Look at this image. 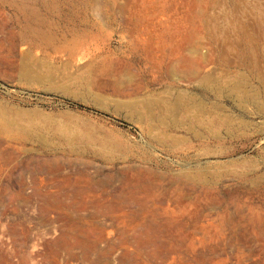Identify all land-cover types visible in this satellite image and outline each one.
Here are the masks:
<instances>
[{
    "label": "rangeland",
    "instance_id": "374dc122",
    "mask_svg": "<svg viewBox=\"0 0 264 264\" xmlns=\"http://www.w3.org/2000/svg\"><path fill=\"white\" fill-rule=\"evenodd\" d=\"M208 2L0 0V110L27 131L0 134V264H264V0H217L255 40L204 64L213 91L164 72L210 57L182 32Z\"/></svg>",
    "mask_w": 264,
    "mask_h": 264
},
{
    "label": "bare ground",
    "instance_id": "6f19581e",
    "mask_svg": "<svg viewBox=\"0 0 264 264\" xmlns=\"http://www.w3.org/2000/svg\"><path fill=\"white\" fill-rule=\"evenodd\" d=\"M210 2H208V5L205 7V9H204V13L200 16V17H198L197 15H195V14H193L192 16H190V18L189 19H185L184 20V27L182 28V32L186 35V37L189 39V38H191L192 36H202L203 38H205L206 40H208V42L209 43H207V44H209L210 46H211V55H210V57L209 58H204V57H202V56H198V57H194V56H192V51L190 50V51H188V49L186 48V47H188V46H186V43H185V45L184 46H180L176 51H169L168 52V54H164L165 56H164V60H166V59H170V58H172L173 56H177V58H176V60H174V61H172V62H168L167 63V65H166V67H165V70H164V72H165V75H167V76H170L171 74H177V75H179L181 78H185V79H187L189 82H195V83H197V85H198V87L200 88H203L204 90H207V89H213V85L211 84V82H214V80L216 81V79H215V74H214V76H212L213 78H214V80H213V78H210V76L209 75H204L203 74V76H201L200 75V73H201V71H202V69H203V67H204V64L205 63H208V62H212L213 60H216V62L218 61V62H223V63H225V64H231V63H229V60H227V55L228 54H230V53H233V51H234V48H235V39H236V41L238 42V41H244V43H251L252 42V40H255V38H253V36L248 32L249 30H246L245 29V27H248L247 25L245 26H242V25H233V21L230 19V18H228V16H224V17H217V15L213 12V9H215V8H217V0H209ZM230 1V0H229ZM230 7V6H229ZM250 7H252V5L250 6ZM245 8V7H244ZM233 9V8H232ZM249 10V9H248ZM250 11V10H249ZM238 12L236 11V10H234V12L232 13V14H237ZM241 15V14H240ZM234 17V16H233ZM193 22V21H196L197 22V26H196V28H195V30L196 31H194L193 29H191V26H189V22ZM222 21V23H223V25L224 26H226V28H223V27H221L222 25H221V22ZM113 23V22H112ZM254 24V23H253ZM255 26V25H254ZM177 27V26H176ZM250 28H252V27H250ZM228 30H229V32H232L233 34H234V37L233 38H230V36H229V32H228ZM255 30V29H254ZM152 31V30H151ZM227 32V33H226ZM254 32V31H253ZM256 32V31H255ZM195 33V34H194ZM257 33V32H256ZM231 34V33H230ZM258 34V33H257ZM124 35V34H123ZM133 35V34H132ZM259 35H260V33H259ZM232 36V35H231ZM123 37V36H122ZM130 37H131V35H130ZM129 37V38H130ZM134 37H136L137 38V36H132V38H134ZM256 37V36H255ZM258 37V36H257ZM149 38H150V43H151V45H150V47H145V48H143V49H141L148 57H151V56H155V54H156V52H157V47H158V44H159V42H156L155 41V39H156V37L154 36V33L152 34H150L149 35ZM261 40H262V37L260 38ZM259 39V40H260ZM256 42V41H255ZM239 44V43H238ZM254 44V43H253ZM253 44H251L252 46H253ZM260 44V43H259ZM18 45V44H17ZM258 45V44H257ZM238 46H241L240 44L238 45ZM237 46V47H238ZM244 46V45H243ZM254 46H256L255 44H254ZM240 48V47H239ZM256 48V47H255ZM254 48V49H255ZM81 49V48H80ZM78 50V49H77ZM76 50V51H77ZM258 50V49H257ZM25 51V50H24ZM112 51V50H111ZM110 51V52H111ZM79 52H83V50H81V51H79ZM78 52V54H81V53H79ZM243 52V51H242ZM241 52V53H242ZM24 53V52H23ZM77 53V52H76ZM28 54V53H27ZM77 54V55H78ZM111 54H113V53H111ZM29 55V54H28ZM27 55V56H28ZM233 55V54H232ZM235 55H238V53L237 54H235ZM235 55H233V56H235ZM208 56V55H207ZM230 56V55H229ZM228 56V57H229ZM240 56V55H239ZM238 56V57H239ZM250 56V55H249ZM258 56V55H257ZM22 57V56H21ZM26 57V56H25ZM25 57H24V59H25ZM83 57V56H82ZM238 57H237V59H238ZM24 59H23V62H24ZM29 59V57L27 58V60ZM235 59H236V57H235ZM249 59H250V57H249ZM257 59H259V57H257ZM26 60V59H25ZM25 61V62H28V61H30V60H28V61ZM232 60V59H231ZM245 60V59H244ZM260 60V59H259ZM258 60V61H259ZM261 61V60H260ZM216 62H214V63H216ZM233 62V61H232ZM238 62H240V61H238ZM244 62V61H243ZM242 62V63H243ZM247 62H248V60H247ZM250 62H251V60H250ZM93 63V62H92ZM259 63V62H258ZM262 63V61L260 62V64ZM28 64V63H27ZM26 64V65H27ZM237 64V63H236ZM241 64V63H240ZM239 64V65H240ZM22 65V64H21ZM26 65H22L24 68H25V66ZM32 66H33V64H31ZM30 65V66H31ZM213 65H217V64H213ZM239 65H237V66H239ZM21 66V68L23 69V70H25L23 67ZM30 66H27V67H30ZM234 66V65H233ZM245 66V65H244ZM260 66V65H259ZM258 66V67H259ZM26 67V68H27ZM228 67V66H227ZM240 67V66H239ZM252 67V66H251ZM35 68V67H34ZM212 68H213V66H212ZM220 68H221V66H220ZM232 68V67H231ZM235 69H237L236 67H234ZM247 69H249L250 67L248 66V67H246ZM28 69V68H27ZM37 69V68H36ZM210 69H211V67H210ZM209 69V70H210ZM214 69V68H213ZM226 69V68H225ZM244 69V68H243ZM253 69V68H252ZM261 70H263L262 68H260ZM22 70V71H23ZM29 70V69H28ZM28 70H26L27 72H28V74L30 73L31 75H32V68L28 71ZM219 71V69H218V67H217V69L215 70H213L214 71V73H215V71ZM221 70V69H220ZM244 70H246V69H244ZM259 70V69H258ZM19 71H21V70H19ZM34 71H38V69L37 70H34ZM211 71V70H210ZM222 72H223V70H221ZM227 71L228 70H226L225 71V73H227ZM240 71V70H239ZM253 71V70H252ZM36 72H33V73H36ZM208 72V71H207ZM229 72V71H228ZM233 72V71H232ZM251 72V71H250ZM259 72V71H258ZM257 72V73H258ZM24 73H25V71H24ZM213 73V72H212ZM211 73V74H212ZM218 73V72H217ZM234 73H235V71H234ZM249 73V72H248ZM262 73V72H261ZM260 73V74H261ZM22 74H23V72L21 73V76H22ZM207 74H209V73H207ZM210 74V75H211ZM233 74V73H232ZM244 74V73H243ZM27 74L25 73V75H24V78H25V76H26ZM30 75V76H31ZM38 74H36L35 76H37ZM217 75V74H216ZM227 75V74H226ZM249 75H250V73H249ZM262 75H264L263 73H262ZM262 75H261V77H262ZM28 76V75H27ZM33 76V75H32ZM228 76V75H227ZM251 76H252V74H251ZM29 77V76H28ZM27 77V78H28ZM221 77H223V76H221ZM221 77H220V79H221ZM238 77H240V75H238ZM241 77H243V75L241 74ZM240 77V78H241ZM254 77V76H253ZM26 78V79H27ZM40 79V76L39 77H36L35 79L37 80V79ZM25 79V80H26ZM30 79V78H29ZM29 79H27V80H29ZM33 79H34V77H33ZM32 79V80H33ZM43 79V78H42ZM48 79V78H47ZM213 81H212V80ZM248 79V78H247ZM247 79H244L245 81H247ZM257 79H258V77H257ZM257 79H256V81H257ZM260 79V78H259ZM21 80V79H20ZM68 80V79H67ZM71 80V79H70ZM222 80V79H221ZM220 80V81H221ZM220 81H218V85H220L219 84V82ZM254 81V80H253ZM258 81H260V80H258ZM257 81V82H258ZM53 82V81H52ZM239 83L240 82H238V85H239ZM242 83V82H241ZM259 83V82H258ZM59 84V83H58ZM214 84H216V83H214ZM262 84V83H261ZM235 85V84H234ZM237 85V86H238ZM248 85V84H247ZM263 85V84H262ZM196 86V85H195ZM221 86V85H220ZM232 86V85H231ZM250 86V85H249ZM255 86V85H254ZM197 87V86H196ZM215 87H217L218 88V86H215ZM222 87L223 88H227L228 89V91H231V92H228V93H231L230 95L232 96V95H236L239 99H243V98H246L245 97V95L243 94V92H245V91H243V90H245V88L242 90V89H240V90H242V91H240V90H233V89H230V88H228L229 87V85L226 83V84H223L222 85ZM236 87V86H235ZM239 87V86H238ZM251 87V86H250ZM249 87V88H250ZM198 88V89H199ZM216 88V89H217ZM55 89V88H54ZM248 89V88H247ZM257 89V88H256ZM264 89V88H263ZM57 90V89H56ZM62 90V89H61ZM196 90V89H195ZM202 90V89H201ZM218 90H220L219 88H218ZM224 90V89H223ZM250 90V89H249ZM251 90H253V89H251ZM260 90V89H259ZM64 91V90H63ZM211 91H213V90H211ZM237 91V92H236ZM248 90H246V92H247ZM207 92V91H206ZM216 92V91H215ZM220 93H221V91H219ZM218 92V93H219ZM223 92V91H222ZM251 92V91H250ZM258 92V91H257ZM256 92V93H257ZM263 92H264V90H263ZM210 93V92H209ZM213 93V92H212ZM227 93V92H226ZM254 93V92H253ZM90 94V93H89ZM141 94V93H140ZM201 94V93H200ZM207 94H208V92H207ZM211 94V93H210ZM209 94V95H210ZM216 95V94H215ZM227 95V94H226ZM225 95V96H226ZM256 95V94H255ZM258 95H260V94H258ZM147 96V95H146ZM264 96V95H263ZM209 97V96H208ZM253 97V96H252ZM251 97V98H252ZM232 98V97H231ZM250 98V99H251ZM256 98V97H255ZM263 98V97H262ZM136 99H138V98H136ZM149 99V98H148ZM147 99V100H148ZM214 99H216V98H214ZM247 99V98H246ZM257 99V98H256ZM256 99H255V101H256ZM259 99V98H258ZM261 99V98H260ZM264 99V98H263ZM134 100V99H133ZM143 100V98H141V101ZM160 100V99H159ZM161 100H163L162 98H161ZM160 100V102H162ZM208 100H209V98H208ZM227 100H229V99H227ZM245 100V99H244ZM129 101V103H130V100H128ZM149 101H150V99H149ZM148 101V102H149ZM232 101L234 102V101H236V99L233 97V99H232ZM252 101V100H251ZM264 101V100H263ZM134 102V103H133ZM133 102H131L132 104H130V105H134L135 104V102L136 101H133ZM189 102V101H188ZM191 102V101H190ZM211 102H212V99H211ZM210 102V103H211ZM217 102V101H216ZM238 102V101H237ZM243 102V101H242ZM247 102V101H246ZM245 102V103H246ZM250 102V101H249ZM259 102V101H258ZM261 102V101H260ZM121 103H123V102H121ZM127 104V101L126 102H124L123 103V105L124 104ZM138 104L140 103V102H137ZM141 103H143V102H141ZM209 102H208V104H210ZM239 103V102H238ZM125 104V105H126ZM137 104V105H138ZM149 104V103H148ZM148 104L147 103H145V104H143V107L146 109V111H147V115H154L152 112V114H148V112H149V109H148V107H151L152 106V104H151V106H148ZM211 104H213V103H211ZM211 104H210V106H211ZM224 104V103H223ZM222 104V105H223ZM233 104V103H232ZM247 104V103H246ZM251 104V103H250ZM259 104V103H258ZM257 104V105H258ZM119 105H121V104H119ZM124 105V107L126 108L127 107V109L129 108L128 107V104H127V106H125ZM129 105V106H130ZM175 105H176V102H175ZM174 105V106H175ZM199 105V104H198ZM215 105H217V104H215ZM261 105V104H260ZM264 105V104H263ZM262 105V107L264 108V106ZM160 106V105H159ZM169 106V105H168ZM212 106H214V104L212 105ZM218 106V105H217ZM216 106V107H217ZM233 106H235L234 104H233ZM241 106H245L244 104H242ZM157 107V106H156ZM177 107V106H176ZM175 107V108H176ZM194 107V106H193ZM200 107V106H199ZM209 107V106H208ZM225 107V106H224ZM232 107V106H231ZM245 107H247V106H245ZM244 107V108H245ZM131 108H133V107H131L130 106V109ZM135 108H137L136 106H135ZM204 107H202V109H203ZM213 108V107H212ZM219 108V107H218ZM221 108V107H220ZM223 108V107H222ZM235 108H236V106H235ZM257 108V107H256ZM120 109V108H119ZM152 109V108H151ZM162 109V108H161ZM169 109V108H168ZM177 109V108H176ZM208 109V108H207ZM206 109V110H207ZM217 109V108H216ZM132 110V109H131ZM131 110H130V112H131ZM133 110H135L134 108H133ZM132 110V111H133ZM138 109H136V111H137ZM171 110V109H170ZM170 110H167V112H169V114H171V115H173L172 113H174V111L172 110V111H170ZM224 109H219V111H220V113L222 114V117H224L223 116V113H224V111H223ZM226 110H227V107H226ZM238 110H239V108H238ZM139 111V110H138ZM151 111H153V110H151ZM183 111V110H182ZM218 111V110H217ZM228 111V110H227ZM262 111H263V109H262ZM261 111V112H262ZM164 112H166V110L164 111ZM232 112V111H231ZM135 113H137V112H135ZM150 113V112H149ZM203 112H201V114H202ZM215 113V112H214ZM217 114H218V112H216ZM229 113V112H228ZM257 113V112H256ZM138 114V113H137ZM139 114H141V113H139ZM161 114V113H160ZM208 114V113H207ZM211 114V113H210ZM213 114V113H212ZM225 114H226V112H225ZM232 114H233V116H234V113L232 112ZM262 114V113H261ZM264 114V113H263ZM16 118H18V119H23V118H27L28 116H30V114L29 113H18V112H16V113H14L13 114ZM143 115V114H142ZM175 115H178V113L176 114L175 113ZM240 115V114H239ZM259 115V114H258ZM139 116V115H138ZM141 116V115H140ZM220 116V115H219ZM228 116H229V114H228ZM227 116V117H228ZM261 115H259V117H260ZM12 117V116H11ZM10 117V115H8V113H7V111H1L0 110V134H2V135H4L6 138H14V139H17V140H19V141H21L22 140V137H23V135H26V130H25V128L23 127H18L17 125H16V123L14 122V120L15 119H13V118H11ZM142 117V116H141ZM149 117V116H148ZM154 117V116H153ZM159 117V116H158ZM264 117V116H263ZM143 118V117H142ZM230 118H231V115H230ZM229 118V119H230ZM236 118V117H235ZM237 118H239L238 116H237ZM156 119V118H155ZM169 119V118H168ZM227 119V118H226ZM263 119V118H262ZM163 121V120H162ZM161 121V122H162ZM170 121V120H169ZM241 121V120H240ZM244 121V120H243ZM242 121V122H243ZM165 122V121H164ZM206 122V121H205ZM246 122V121H245ZM145 123V122H144ZM165 123H168V122H165ZM173 123H174V121H173ZM183 123V122H182ZM248 123V122H247ZM246 123V124H247ZM250 123V122H249ZM157 124H159V123H157ZM177 124V123H176ZM226 124V123H225ZM251 124V123H250ZM182 125V124H181ZM196 125V124H195ZM242 125V124H241ZM188 126V125H187ZM247 126H249L248 124H247ZM253 126V125H252ZM256 126V125H255ZM172 127V126H171ZM174 127V126H173ZM240 128V127H239ZM173 129V128H172ZM191 129V128H190ZM199 129V128H198ZM242 129V128H241ZM201 130H202V128H201ZM251 131V130H250ZM224 132V131H223ZM226 132V134H228V132H227V130L225 131ZM252 132V131H251ZM151 133H152V131H151ZM31 134H32V132H31ZM37 134H39V131H38V133ZM187 134V133H186ZM232 134V133H231ZM33 135V134H32ZM41 135V134H40ZM194 135V134H193ZM197 135V134H196ZM200 135V134H199ZM235 135V134H234ZM52 136V135H51ZM167 136V135H166ZM217 136H220V135H217ZM216 136V137H217ZM232 136V135H231ZM35 137V136H34ZM36 137H39V136H37L36 135ZM77 137V136H76ZM198 137V136H197ZM196 137V138H197ZM215 137V138H216ZM49 138V137H48ZM154 138V137H153ZM204 138V137H203ZM207 138V137H206ZM220 138H223V136H221ZM39 139V138H38ZM44 139V138H43ZM46 139V138H45ZM55 139H57V138H55ZM74 139V138H73ZM165 139V138H164ZM172 139V138H171ZM174 139V138H173ZM180 139V138H179ZM182 140L183 139H185V138H181ZM224 139H226L225 137H224ZM31 141H32V139H30ZM37 140V139H36ZM42 139H40L39 141H41ZM53 140H54V137H53ZM47 141V140H46ZM48 141H49V139H48ZM59 141V140H58ZM156 141H157V139H156ZM38 142V141H37ZM43 142V141H42ZM71 143H72V141H70ZM161 141L159 140V143H160ZM45 143V142H44ZM47 143V142H46ZM45 143V144H46ZM50 143V142H49ZM64 143V142H63ZM70 143V144H71ZM84 143V142H83ZM39 144V143H38ZM50 145V144H49ZM55 146V145H54ZM88 146V145H87ZM92 146V145H91ZM167 146V145H166ZM56 147V146H55ZM73 147V146H72ZM73 148H75V146L73 147ZM78 149V148H77ZM53 150V149H52ZM75 151V150H74ZM77 151H79V150H76V152ZM80 153V152H79ZM75 190V189H74Z\"/></svg>",
    "mask_w": 264,
    "mask_h": 264
}]
</instances>
